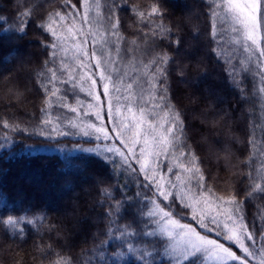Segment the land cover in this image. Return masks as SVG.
I'll return each mask as SVG.
<instances>
[{
  "label": "snow or ice",
  "instance_id": "obj_1",
  "mask_svg": "<svg viewBox=\"0 0 264 264\" xmlns=\"http://www.w3.org/2000/svg\"><path fill=\"white\" fill-rule=\"evenodd\" d=\"M205 2L208 37L215 45L209 51L224 64L227 82L247 101L244 76L254 73L259 78L255 90L264 97V0ZM8 3L14 14L4 15L0 7V33H11L19 41L34 24L39 34L33 39L44 58L31 72L39 115H28L35 123L26 126L15 116H0V128L49 139L79 135L99 141L82 150L97 154L114 176L126 174L139 189L122 199L112 187L98 189L101 203L108 205L105 214L116 225L106 235L137 254L142 264H152L153 253L167 264H264V150L257 149L251 136L250 152L243 159L228 142L211 152L198 151L204 147L203 137L193 144L185 113L171 102L170 73L181 69L176 75L186 80L191 68L178 64L185 41L181 22L171 19L166 0ZM122 11L130 13L131 22L122 21ZM225 31L231 51L223 46ZM199 35L197 31V39ZM198 71L200 78L207 77L206 70ZM31 92L27 84H14L8 90V107L30 102ZM80 93L88 99H81ZM56 109L74 115L54 114ZM226 114L212 106L209 127L226 124ZM231 143L239 142L232 137ZM134 200L141 205L135 226L116 224L124 205ZM4 212L0 264H76L60 225L49 223L46 215ZM133 237L141 243L135 245ZM105 243L98 246L100 256ZM111 255L119 259L126 253Z\"/></svg>",
  "mask_w": 264,
  "mask_h": 264
},
{
  "label": "trees",
  "instance_id": "obj_2",
  "mask_svg": "<svg viewBox=\"0 0 264 264\" xmlns=\"http://www.w3.org/2000/svg\"><path fill=\"white\" fill-rule=\"evenodd\" d=\"M166 3L171 19L181 22V34L185 41L177 55L178 64L191 68L186 73V80L176 75L181 69L170 73L171 102L185 113V124L188 135L194 138L193 144L203 137L204 147L198 151L211 152L219 149L220 142H228L236 155L243 159L250 152L247 141L251 136L257 149L264 150V97L255 90L259 78L254 73L244 76L249 99L242 100L227 82L224 64L209 51L215 45L208 37L211 25L206 15L205 0H166ZM0 7H3L6 16L14 14L8 0H0ZM121 19L131 22L130 13L122 11ZM197 31L200 33L198 39ZM38 34L34 24L30 26L29 35L19 41L11 33H0V77H11V80L0 79V116L9 120L15 116L26 126L35 123L28 113L39 115V93L33 87L31 75L32 69L44 58L43 50L33 39ZM125 35L130 36L131 32L125 30ZM223 46L226 51H231L226 31L223 33ZM237 55L242 56V53ZM13 57H18L14 63L4 62L11 61ZM198 70H206L207 77L200 78ZM16 83L27 84L32 89L30 102L20 108L8 107V90ZM79 96L88 99L84 93ZM212 106L225 109L227 113L223 116L226 124L219 128L209 127ZM61 112L69 118L74 115L66 109L54 110V114ZM212 119L215 117L212 116ZM232 137L236 138L238 145H232ZM97 142L93 137L73 135L49 139L38 134L0 128V212L7 209L4 214L27 212L29 216L46 215L49 223L61 226L66 250L76 264H142L137 254L129 253L126 246L106 235L109 227L114 230L116 225L110 224L111 218L105 214L108 205L101 203L104 198L98 189L112 187L117 199H122L123 194L133 196L139 189L126 174L114 176L111 168L97 154L82 150ZM220 175L226 173L221 172ZM117 183L121 186L119 189L114 187ZM140 206L135 200L131 205L126 203L118 214L116 224L135 226L134 220L140 219L135 215ZM130 239L135 245L141 243L137 238ZM101 241H107L103 245L106 249L103 256L99 255ZM119 251L126 255L119 259L111 255ZM151 259L152 264H161L162 259L167 264L166 258L155 253Z\"/></svg>",
  "mask_w": 264,
  "mask_h": 264
},
{
  "label": "rangeland",
  "instance_id": "obj_3",
  "mask_svg": "<svg viewBox=\"0 0 264 264\" xmlns=\"http://www.w3.org/2000/svg\"><path fill=\"white\" fill-rule=\"evenodd\" d=\"M122 55H123V53H122ZM125 59V62L127 61V57H125L124 58ZM97 143H99V141L97 142ZM93 147V146H92ZM87 148H91V147H87ZM254 264V263H253Z\"/></svg>",
  "mask_w": 264,
  "mask_h": 264
}]
</instances>
